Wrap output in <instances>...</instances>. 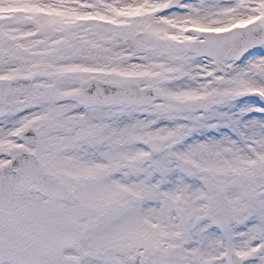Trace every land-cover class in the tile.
Listing matches in <instances>:
<instances>
[{"label":"snow or ice","instance_id":"1","mask_svg":"<svg viewBox=\"0 0 264 264\" xmlns=\"http://www.w3.org/2000/svg\"><path fill=\"white\" fill-rule=\"evenodd\" d=\"M0 264H264V0H0Z\"/></svg>","mask_w":264,"mask_h":264}]
</instances>
